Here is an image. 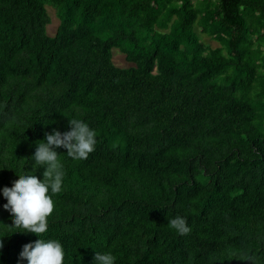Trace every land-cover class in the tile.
Returning a JSON list of instances; mask_svg holds the SVG:
<instances>
[{
	"label": "trees",
	"instance_id": "obj_1",
	"mask_svg": "<svg viewBox=\"0 0 264 264\" xmlns=\"http://www.w3.org/2000/svg\"><path fill=\"white\" fill-rule=\"evenodd\" d=\"M73 115L97 143L82 160L56 148L66 175L41 235L64 264H264V0H0V228L2 188ZM0 238L17 264L38 234Z\"/></svg>",
	"mask_w": 264,
	"mask_h": 264
},
{
	"label": "clouds",
	"instance_id": "obj_2",
	"mask_svg": "<svg viewBox=\"0 0 264 264\" xmlns=\"http://www.w3.org/2000/svg\"><path fill=\"white\" fill-rule=\"evenodd\" d=\"M70 127L61 131L52 128L45 131L43 139L35 141V150L31 154V169L23 168L19 179L12 186L2 188L7 202L3 207L9 210L13 222L0 228V237L13 231H31L38 234L34 241L24 243L19 252L17 264H64L65 251L58 238L41 235L48 230V217L55 202L53 194L60 193L64 186L66 169L57 146H63L67 157L72 160L86 159L97 143L96 130L83 118L73 115L68 118ZM38 166H43L42 178L35 175ZM167 224L179 234L191 230L187 218L174 215L167 218ZM4 240L0 238V251ZM116 256L110 250L95 251L93 264H115Z\"/></svg>",
	"mask_w": 264,
	"mask_h": 264
},
{
	"label": "rangeland",
	"instance_id": "obj_3",
	"mask_svg": "<svg viewBox=\"0 0 264 264\" xmlns=\"http://www.w3.org/2000/svg\"><path fill=\"white\" fill-rule=\"evenodd\" d=\"M48 10L50 12L51 15V21L49 22V24L47 25V30L49 33H53L56 29V26L58 24V18L54 13V10L52 9V7L48 6ZM202 39L212 45H216L218 44L217 41L211 39L208 35L206 34H201ZM113 61L115 64L119 65V66H126L129 65L130 63L128 61H126L124 54L121 53L119 50H117L116 48L113 50V55H112Z\"/></svg>",
	"mask_w": 264,
	"mask_h": 264
}]
</instances>
